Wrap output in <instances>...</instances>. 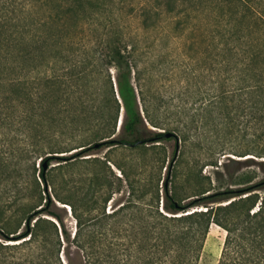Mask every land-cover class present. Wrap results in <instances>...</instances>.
Here are the masks:
<instances>
[{
	"label": "trees",
	"instance_id": "obj_1",
	"mask_svg": "<svg viewBox=\"0 0 264 264\" xmlns=\"http://www.w3.org/2000/svg\"><path fill=\"white\" fill-rule=\"evenodd\" d=\"M33 1L0 0L1 145L8 148L13 139L19 146L17 154L32 159L33 167L39 158V176L47 182L46 166L53 159H66L61 152L72 150L69 158H75L102 144L139 147L166 137L165 129L154 128L157 124L145 105L136 48L120 28V17L114 11L117 0H45L54 2L56 10L42 15L34 14ZM187 1L120 3L129 7L125 14L135 11L140 15L144 27L155 22L152 11L176 15L189 9L194 21H203L209 43L219 44L224 74L235 76L241 90L264 93L260 0H189L183 8ZM107 22L101 30L99 23ZM257 116L261 121L263 113ZM102 127L108 130L101 131ZM3 147L0 166L7 168ZM21 164L17 159L14 171L25 169ZM263 183L264 178L242 188L203 191L181 202L165 182L161 204L157 189L148 206L127 214L123 209L136 207L134 202L108 212L103 209L96 219V215L91 217L94 221L80 216L73 200H62L74 216L73 231L62 215L50 208L54 199L46 185L41 190L46 201L34 213L26 214V227L14 235L10 233L17 230L5 234L2 227L0 237L23 238L12 244L20 246L46 234L42 239L48 245L43 253L46 264H197L208 229L216 223L227 230L218 264H264V197L252 213L253 202L248 203ZM55 197L62 199L58 193ZM232 197L228 203H220ZM238 204L245 216L241 237L235 233L237 222L224 223ZM99 221V226L107 225V229L94 228L83 237L86 226ZM43 223L49 230L41 231ZM8 245L0 241V247Z\"/></svg>",
	"mask_w": 264,
	"mask_h": 264
},
{
	"label": "rangeland",
	"instance_id": "obj_2",
	"mask_svg": "<svg viewBox=\"0 0 264 264\" xmlns=\"http://www.w3.org/2000/svg\"><path fill=\"white\" fill-rule=\"evenodd\" d=\"M44 1H33L35 15L55 12L54 2ZM259 6L264 14V0ZM128 8L120 0L114 5L120 28L136 48L145 105L157 124L154 128L171 131L172 135L148 146L102 144L75 158H69L72 150L61 152L66 159H53L46 166L47 182L39 176V158H35L33 167L32 159L17 154L13 139L8 148L0 143L8 158V167L0 166V228L5 234L8 230H17L10 235L17 234L26 227V214L34 213L46 201L45 192L41 191L46 185L54 199L50 208L60 213L73 231L74 216L69 204L62 200H73L76 212L94 221L91 217L96 215V219L103 209L108 212L134 202L136 207L123 209L127 214L148 206L157 189L161 204L165 182L178 200L188 202L203 191L242 188L264 178V93L241 90L235 76L224 74L219 44L209 43L203 21H194L189 9L176 15L152 11L155 22L144 27L135 11L125 14ZM103 20L104 17L100 21ZM99 24L102 30L108 22ZM87 90L92 91L89 84ZM262 113L261 121H257V115ZM17 159L25 168L19 172L13 166ZM254 192L248 202H253L251 213L261 205L264 183ZM56 193L61 200L55 197ZM40 214L50 217L45 212ZM225 217L226 226L239 224L235 233L241 237V220L245 217L241 204ZM99 224L100 221L87 225L83 237L94 228L107 229V225ZM42 225V232L49 230L47 223ZM226 235L224 226L212 223L197 264H218ZM44 236L20 246L12 244L23 238L0 237V241L10 244L0 247V264H46L43 253L48 245L42 241Z\"/></svg>",
	"mask_w": 264,
	"mask_h": 264
},
{
	"label": "water",
	"instance_id": "obj_3",
	"mask_svg": "<svg viewBox=\"0 0 264 264\" xmlns=\"http://www.w3.org/2000/svg\"><path fill=\"white\" fill-rule=\"evenodd\" d=\"M166 135H167V136H170V135H172V132H171V131H167V132H166ZM97 145H98V143H97ZM65 206H66V205H65Z\"/></svg>",
	"mask_w": 264,
	"mask_h": 264
}]
</instances>
